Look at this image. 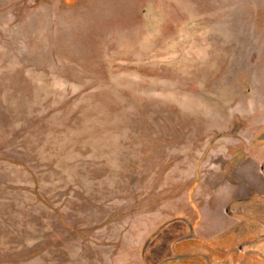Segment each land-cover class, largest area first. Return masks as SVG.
<instances>
[{
    "label": "rangeland",
    "instance_id": "374dc122",
    "mask_svg": "<svg viewBox=\"0 0 264 264\" xmlns=\"http://www.w3.org/2000/svg\"><path fill=\"white\" fill-rule=\"evenodd\" d=\"M257 1L0 0V264H131L162 221L197 227L223 170L239 218L222 242L264 264Z\"/></svg>",
    "mask_w": 264,
    "mask_h": 264
},
{
    "label": "crops",
    "instance_id": "0c3cea01",
    "mask_svg": "<svg viewBox=\"0 0 264 264\" xmlns=\"http://www.w3.org/2000/svg\"><path fill=\"white\" fill-rule=\"evenodd\" d=\"M250 3L249 8H252L254 12L260 8L257 0H251ZM245 152L246 150L242 147L231 150L232 160H241L247 163L250 155H246ZM225 163L229 162L225 161ZM260 171H264V161L260 163ZM207 185L209 190L205 200L206 206L205 208L197 207L195 212L194 220L197 221V227L191 229L188 217L185 218L184 216L162 221L156 228L142 237L139 257L131 261V264H195L194 259L203 257L205 254V252H202V247H200L201 243H207L212 249V254L215 251L217 252V255L210 256L208 264L224 263L226 259H228L227 263L239 264L238 258H233L232 256V254L239 253V249H242L239 241L234 243V246L229 249H226L225 244L222 242L225 234L237 223L236 218H239L237 217L239 212L234 209L239 202V184L236 179L233 180L226 177V173L223 170L217 176L210 178L207 181ZM173 220L182 222L188 229L184 234L174 235L171 238V242L168 243L164 237L161 239L158 237L164 226ZM261 228L264 230V223ZM189 238L196 241V243L198 242V244L188 246L182 244L175 247L178 241ZM259 243L263 245L264 256V235ZM243 248L244 250L246 249L245 247ZM176 251H178V254H175Z\"/></svg>",
    "mask_w": 264,
    "mask_h": 264
}]
</instances>
